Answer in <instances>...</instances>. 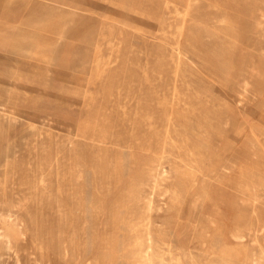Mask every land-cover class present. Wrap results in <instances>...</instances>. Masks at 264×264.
I'll use <instances>...</instances> for the list:
<instances>
[{"label": "rangeland", "instance_id": "374dc122", "mask_svg": "<svg viewBox=\"0 0 264 264\" xmlns=\"http://www.w3.org/2000/svg\"><path fill=\"white\" fill-rule=\"evenodd\" d=\"M172 1L0 0L6 264H258L233 233L264 240V0H174L181 38Z\"/></svg>", "mask_w": 264, "mask_h": 264}, {"label": "bare ground", "instance_id": "6f19581e", "mask_svg": "<svg viewBox=\"0 0 264 264\" xmlns=\"http://www.w3.org/2000/svg\"><path fill=\"white\" fill-rule=\"evenodd\" d=\"M169 1V0H167ZM174 1V0H173ZM170 2L169 5L168 4H165V6H169V8H172L175 13L180 17V21L178 23L177 26H175V29H176V33L178 35L179 38L182 37L183 33H184V29H185V17L187 16L188 14V8L185 4H182V5H179L175 2ZM184 2V0H183ZM187 2V1H186ZM57 7H60L61 8V5L59 4H56ZM126 7V6H125ZM171 11V10H170ZM173 12V11H172ZM174 13V14H175ZM52 19V18H51ZM138 21V22H137ZM107 22V21H106ZM136 23L141 24V22L136 18ZM168 23V22H167ZM171 23V22H169ZM120 24V23H119ZM136 24V25H137ZM165 25V24H164ZM161 26V25H160ZM138 27V26H137ZM159 27V26H158ZM170 27V26H169ZM106 33L103 35L104 37V41L108 44L111 43V36H112V33H113V30L115 29L114 28V25L112 23H108V25H106ZM154 28V27H153ZM163 28V27H162ZM164 29V28H163ZM157 31V30H156ZM159 31V30H158ZM157 31V32H158ZM172 31V30H171ZM174 31V30H173ZM161 32V31H160ZM164 32H165V29H164ZM169 33V31H168ZM167 33V34H168ZM173 33V32H172ZM171 33V34H172ZM175 33V32H174ZM164 34V33H163ZM161 35V34H160ZM165 35V34H164ZM163 35V36H164ZM176 35V34H175ZM167 35H165L166 37ZM178 43V42H177ZM112 46V45H111ZM179 52V50H178ZM177 52V54H178ZM110 53V52H109ZM108 54V53H107ZM109 57V56H108ZM106 61H107V56L106 54H103L101 53L100 55H98V58L94 61V65H95V77L97 78L98 76L102 75V73L104 72L105 70V67H106ZM102 77V76H101ZM104 79V78H103ZM103 82V81H102ZM92 95V94H90ZM178 94L176 93L174 96H173V100L172 102H174L175 98H177ZM95 97V96H94ZM151 100V99H150ZM159 100V99H158ZM157 103V102H155ZM168 105V104H167ZM170 108V107H169ZM184 108L186 110L188 109H191V106L189 105V103H186ZM144 112H146V110H144ZM146 115V114H145ZM101 118V117H100ZM86 119V118H85ZM90 119V118H89ZM93 120V119H92ZM151 120V119H150ZM167 120V119H166ZM168 122V121H167ZM152 127V126H151ZM207 128V127H206ZM210 130V129H208ZM202 133V132H201ZM78 135V134H77ZM92 135V134H91ZM79 137V136H78ZM81 138V136H80ZM100 140V139H99ZM115 142V141H114ZM118 142V141H117ZM112 143V142H111ZM212 143V142H211ZM201 145V144H200ZM202 146V145H201ZM210 146V145H209ZM105 148V147H104ZM148 148V147H147ZM97 150V149H96ZM97 152V151H96ZM189 152V151H188ZM198 154V153H197ZM102 158V157H101ZM27 166V165H26ZM5 168V166H4ZM25 171V170H24ZM162 173V172H161ZM8 175V174H7ZM4 177V176H3ZM21 177V176H20ZM19 180V179H18ZM42 180V179H41ZM2 184V183H1ZM20 184V183H19ZM153 188V187H152ZM141 199V198H140ZM148 200V199H146ZM144 203V202H143ZM145 204V203H144ZM151 204V203H150ZM146 205V204H145ZM31 206V205H30ZM9 207V206H8ZM150 208V206H149ZM141 210V209H140ZM150 210V209H149ZM148 210V211H149ZM144 212V211H143ZM144 214V213H143ZM7 215V214H6ZM241 216V215H240ZM7 217V216H6ZM146 218V217H145ZM243 219L239 218L238 220V223L235 225L234 227V235L236 238H238L239 240H243L246 236H250L251 235V240H256L257 244L259 245V250L257 252V255L256 257L258 258V264H264V240L263 239H260L257 237L256 233H251V229L250 231L246 229V226H244V224L242 223ZM149 222V221H147ZM150 224V223H148ZM259 226V225H258ZM140 228V227H139ZM143 228V227H142ZM141 228V229H142ZM146 228V227H145ZM140 230V229H139ZM148 230V229H146ZM145 231V230H144ZM257 232V231H256ZM261 232V230H260ZM20 233V232H19ZM113 233V232H112ZM111 233V234H112ZM142 233V232H141ZM138 235V234H137ZM148 235V234H147ZM21 236V235H20ZM114 236V234H113ZM144 236V235H143ZM30 239L31 240H36L37 243H41L42 246L46 247L49 249V246L51 245V239L49 238H46L44 236H40L39 234L37 233H32L30 235ZM111 237V236H110ZM28 238V237H27ZM132 238V237H131ZM150 238V237H149ZM148 238V239H149ZM166 238V237H165ZM14 239V238H13ZM29 239V238H28ZM146 240V239H145ZM151 241V240H150ZM29 242V241H28ZM31 242V241H30ZM135 242V241H134ZM149 242V241H148ZM160 242V241H159ZM11 239L10 237L5 234L3 232L2 229H0V264H6L7 263V256H8V247L9 245L11 244ZM108 243V242H107ZM115 243V242H114ZM161 243V242H160ZM163 243L167 246V249L168 251L170 252L171 249H170V243L171 242H168L166 240L163 241ZM110 244V243H109ZM108 244V245H109ZM116 244V243H115ZM163 245V244H162ZM153 246V245H152ZM151 246V243L149 242V244L141 249H135V250H131L130 251V254L134 257V258H138V263L137 264H152V253L151 251L153 250ZM15 247V246H14ZM23 247V246H22ZM111 247V246H109ZM247 247V246H246ZM33 248V246H32ZM40 248V247H39ZM108 248V247H107ZM228 247H225V246H219V252H218V255L223 258V261L220 262V263H217V264H231L232 261L234 260H239L238 258V254L239 253H242V250H236V251H233L230 253V251L227 250ZM106 249V248H104ZM113 249V248H112ZM108 250V249H107ZM111 250V249H110ZM109 250V251H110ZM19 251V250H18ZM102 251V250H101ZM25 252V251H24ZM154 252V251H153ZM13 253V252H12ZM16 253V252H15ZM14 253V254H15ZM42 253V252H41ZM113 253V251H112ZM110 252V254H112ZM161 253V252H160ZM134 254V255H133ZM159 254V253H158ZM114 255V254H113ZM121 255V254H120ZM17 256V255H16ZM29 256V255H28ZM41 256V255H40ZM100 256V255H99ZM159 256V255H158ZM30 257V256H29ZM108 257V256H107ZM40 258V257H39ZM102 258V257H101ZM158 259V258H157ZM255 259V258H254ZM21 260V259H20ZM27 260V259H26ZM29 261V259H28ZM34 261V260H33ZM108 261V260H107ZM106 261V262H107ZM110 261V260H109ZM132 259H129V262L127 264H132ZM32 262V261H31ZM35 262V261H34ZM87 263V262H86ZM101 263V262H100ZM117 263V262H116ZM160 263V262H159ZM113 264V263H112ZM170 264V263H169Z\"/></svg>", "mask_w": 264, "mask_h": 264}]
</instances>
